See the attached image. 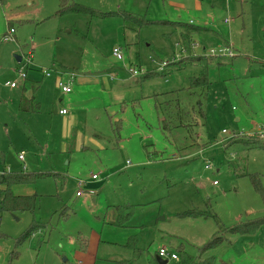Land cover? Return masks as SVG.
Listing matches in <instances>:
<instances>
[{"label":"rangeland","instance_id":"obj_1","mask_svg":"<svg viewBox=\"0 0 264 264\" xmlns=\"http://www.w3.org/2000/svg\"><path fill=\"white\" fill-rule=\"evenodd\" d=\"M73 3L84 10L59 15L60 0H0V173H50L14 187L37 194L33 210H0V264H160L162 247L198 260L219 224L264 219V0ZM171 22L198 28L192 54ZM195 57L210 61L207 119L165 130L156 95L175 92L172 103H182L206 69ZM70 73L65 96L57 79ZM25 84L39 86V112L18 109ZM61 106L75 114L71 123ZM117 206L133 211L129 226L111 223ZM225 236L226 251L207 252L214 264H246L244 254L264 264V226Z\"/></svg>","mask_w":264,"mask_h":264},{"label":"trees","instance_id":"obj_2","mask_svg":"<svg viewBox=\"0 0 264 264\" xmlns=\"http://www.w3.org/2000/svg\"><path fill=\"white\" fill-rule=\"evenodd\" d=\"M59 15L72 11L84 10L82 5L73 3L68 6V0H60ZM171 25L179 32V43L183 51L192 54L193 51V35L197 32L198 28H195L191 24H185L181 22H171ZM193 63L204 62L206 69L200 76L192 78L191 87L183 91L182 103H172L175 92L156 95L158 110L162 112L161 122L163 123L165 130H171L176 121L181 124L185 123V126H191L192 124H198L200 120L203 122L207 119L206 108L204 107V101L208 96L210 78L208 72V66L210 61L204 57L192 58ZM177 63H183V59L177 61ZM160 72V71H159ZM161 73H164L161 71ZM142 77L149 78L153 76L152 73H141ZM37 87L34 85L25 86L20 104L21 111L24 112H39L40 106L35 103V93ZM171 101V102H170ZM160 112V113H161ZM183 113L184 115H181ZM161 114V115H162ZM164 130V131H165ZM261 140V139H259ZM24 169L22 171H4L0 173V210L9 211L11 213L16 211H31L34 209L37 201V194H23L16 193L14 187L19 185H27L36 183L38 178H45L50 176V173H37L30 172ZM252 182L254 186L259 190L261 187V180L258 176H252ZM115 212L112 214L113 218L111 223L116 226L127 227L126 222L130 215H133V211L127 206H117ZM212 214L210 212H200L198 216L208 218ZM197 216V217H198ZM264 222L263 219H256L249 221L248 223H238L232 227H226L223 224H219V228L215 237L200 251L201 254L198 260H194L189 253L182 252L181 256H177V264H214L215 257L213 255H207L203 257L208 251L220 247L225 241V235L228 232L246 233L253 230ZM38 225L33 223L20 241L26 240L37 229Z\"/></svg>","mask_w":264,"mask_h":264},{"label":"built area","instance_id":"obj_3","mask_svg":"<svg viewBox=\"0 0 264 264\" xmlns=\"http://www.w3.org/2000/svg\"><path fill=\"white\" fill-rule=\"evenodd\" d=\"M14 31H15L14 28H10L9 31L7 32L6 36H5V40H9L11 38V35H12V33ZM113 55L117 59L123 60V55H122V52H121V49L120 48H118V47L115 48L114 51H113ZM167 65H168L167 63H163L159 67V70L162 71V72H164V68ZM129 71L131 72V74L133 76H137L138 74H140V72L142 70H138L137 68L131 67L129 69ZM45 74L47 76H50L51 75V73L49 71H45ZM21 77L22 78H25L26 75L25 74H21ZM73 79H74V76H73L72 73L69 74V80L67 82H64L62 78H58L57 79V85L62 90V92L64 94H68V93H71L72 92ZM8 85L11 86V87H16L17 83H8ZM60 113L61 114H66L67 113V109L60 110ZM25 158H26V153L21 152L19 154V159L21 161L25 162ZM207 167H210V165L208 164ZM98 178H99V176L97 174H93V179H98ZM79 184L81 185L82 184V181H80ZM90 192H93V190L90 191ZM82 193H83V191L82 192H78L77 194L78 195H81ZM159 256L161 258H168L170 256V258H172V259H177V255L175 253H172V254L169 255L168 252H167V249L165 247L160 248V250H159Z\"/></svg>","mask_w":264,"mask_h":264},{"label":"crops","instance_id":"obj_4","mask_svg":"<svg viewBox=\"0 0 264 264\" xmlns=\"http://www.w3.org/2000/svg\"><path fill=\"white\" fill-rule=\"evenodd\" d=\"M105 83H106V87H109V84H108V80H107V78H105V81H104ZM31 85H34V84H31ZM25 86H30V85H27V84H25ZM25 86L23 87V90H24V88H25ZM34 86H36L37 87V89L39 88V86L38 85H34ZM23 90H22V92H21V99H22V93H23ZM37 91V90H36ZM72 93V92H71ZM36 94V93H35ZM70 93H68V94H65V96L66 95H69ZM21 99H20V102H19V107H18V109L21 111V109H20V104H21ZM60 101L62 102L63 100L62 99H60ZM35 103H37V104H39L38 102H37V100H36V97H35ZM39 106H40V104H39ZM41 107V106H40ZM62 109H67V108H65V106H61V108H60V110H62ZM60 110H59V113H60ZM22 112H24V111H22ZM28 113H36V112H28ZM69 114V111L67 110V113L66 114H61L60 113V115H62L63 117V123H66V121H69L70 123L74 120V118H75V114L73 113V115L71 114L69 117H65L66 115H68ZM79 143H81L80 141H79ZM79 146H80V144H78ZM262 189L264 190V188L262 187ZM16 193H19V192H16ZM21 193V192H20ZM23 194H32V193H23ZM255 219H263V218H259V216H257V217H254V218H251V219H248V220H241V223H248L249 221H253V220H255ZM264 220V219H263ZM240 223V222H239ZM262 226H264V222L262 223V224H260L259 226H257V227H255L253 230H251L250 232H246V233H239V234H253V233H255L260 227H262ZM28 239V238H27ZM228 240V237H225V242ZM224 242V243H225ZM223 243V244H224ZM221 245L220 247H218V248H221V250H223V251H226L227 250V248H226V246L227 245ZM227 244H230L229 242L227 243ZM208 254L206 253L203 257H205V256H207ZM209 255H212V254H209ZM214 257H215V255H213ZM242 256H244L243 257V262L244 263H246V264H255V263H257V261L255 260V259H253L252 257H250L249 258V254H248V257H246L245 256V254L244 255H242ZM251 256V255H250ZM177 260V259H176ZM215 260H216V257H215ZM215 263V262H214ZM234 263H236L237 264V262H235V261H232L231 262V264H234Z\"/></svg>","mask_w":264,"mask_h":264},{"label":"water","instance_id":"obj_5","mask_svg":"<svg viewBox=\"0 0 264 264\" xmlns=\"http://www.w3.org/2000/svg\"><path fill=\"white\" fill-rule=\"evenodd\" d=\"M17 60L20 62L22 60V57L17 56ZM158 261L160 264H166L167 260L162 259L160 256L158 257Z\"/></svg>","mask_w":264,"mask_h":264}]
</instances>
